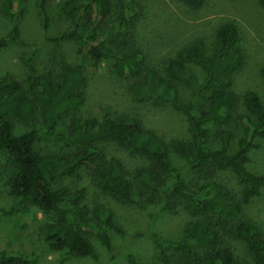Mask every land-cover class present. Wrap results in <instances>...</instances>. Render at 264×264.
I'll list each match as a JSON object with an SVG mask.
<instances>
[{"label":"trees","instance_id":"obj_1","mask_svg":"<svg viewBox=\"0 0 264 264\" xmlns=\"http://www.w3.org/2000/svg\"><path fill=\"white\" fill-rule=\"evenodd\" d=\"M25 1L2 0L1 12L11 28L0 38V49L24 45L18 18ZM32 1L43 40L51 46L50 58L39 72L36 46L29 45L31 51L21 58L25 78H0V155L5 159L3 174L14 205L28 202L50 216V222L39 229L49 249L61 258L96 259L91 238L110 251L108 231L124 234L108 205L96 202L88 208L85 189L71 192L61 185L65 178L85 170L100 195L124 206L142 209L132 199L133 188L148 199L170 194L184 204L187 221L177 240L151 238L157 264H234L229 237L245 245L252 264H264V233L243 210L248 201L264 193V173H251L245 167L247 157L257 149L255 141H264V102L254 91L240 96L232 91L233 76L244 61L238 27L231 21L222 23L209 47L203 38H194L159 69L148 65L137 37L141 0H65L59 12L65 15L68 28L53 36L48 35L49 0ZM175 1L198 10L206 0ZM257 3L264 8V0ZM64 44L87 57L93 69L106 64L117 79L127 83L135 103L183 116L190 140L167 143L127 113H106L101 119L72 115L84 102L86 77L81 67L64 63ZM191 66L203 72L201 82ZM261 72L264 75V66ZM179 86L190 92L191 100L180 98ZM202 100L206 109L197 115L193 109ZM68 115L67 132L56 133V126ZM13 121L27 131L14 134ZM232 121L230 131L227 127ZM208 126L218 128L213 135L216 149L207 147ZM235 132L240 137L231 152ZM43 142L62 151L45 153L40 148ZM113 148L132 158L134 166L128 169L110 156ZM172 155L194 171L195 184L172 181L179 179ZM217 168L228 170L244 186L240 198L215 180ZM125 262L142 264L132 254L125 255ZM0 264L36 263L27 256L0 251Z\"/></svg>","mask_w":264,"mask_h":264},{"label":"rangeland","instance_id":"obj_2","mask_svg":"<svg viewBox=\"0 0 264 264\" xmlns=\"http://www.w3.org/2000/svg\"><path fill=\"white\" fill-rule=\"evenodd\" d=\"M65 0H49L47 14L50 17L48 35L53 36L68 28L65 15L59 12ZM143 14L139 22L137 37L145 53L148 65L161 69L168 59L187 45L194 38H203L206 46L212 41L216 28L226 21L233 22L239 30V47L244 61L241 69L233 76L232 91L238 96L246 91H254L264 102V8L257 0H206L198 10H192L175 0H141ZM0 0V38L10 32V23L1 12ZM20 39L23 46L9 45L0 49V78L12 76L23 80L24 67L21 58L31 51L29 45H35L38 55L36 69L44 70L50 58L51 46L43 40L40 18L32 0H26L18 18ZM64 63L79 66L86 77L85 98L82 106L72 115L81 119H101L106 113L130 114L141 120L144 127L154 131L165 142L173 139L190 140L185 118L170 109H156L147 104H137L130 97L127 83L117 79L106 64L98 69L90 67L87 57L78 56L71 44L62 45ZM199 82L203 72L191 66ZM180 98L187 102L191 100L188 90L179 86ZM206 109V101L195 104L194 113L200 114ZM71 115L63 118L55 128L56 133H66ZM13 133H24L26 128L18 121H13ZM233 131V121L227 127ZM218 128L208 126L207 147L216 149L218 143L213 135ZM39 131L42 134L41 127ZM239 132L232 137L230 151L236 149ZM257 149L253 150L245 161L246 169L251 173H264V141L256 140ZM40 148L61 152L59 146L43 142ZM109 155L123 162L130 169L136 163L126 153L110 149ZM173 168L179 174L176 184L193 185L198 179L183 159L171 156ZM5 159L0 155V251L20 254L29 257L36 264H126L125 255L132 254L142 264H157L156 252L152 248L151 238L161 241H175L187 221L184 204L172 195L158 198L143 197L133 188L132 199L139 202L142 209L124 206L109 196L100 195L93 184L91 176L85 171H78L74 176L65 178L61 185L69 191L85 189L84 206L93 207L96 202L105 203L113 212L117 223L124 234L117 235L108 231L111 250L104 249L97 240L91 238V244L96 251V259L61 258L55 251L49 249L39 236L42 225L50 222L49 215H44L28 202L14 205L13 197L6 186L3 174ZM213 165V164H212ZM212 165L210 169H212ZM215 180L226 185L237 196L241 197L244 186L236 182L234 175L228 170L217 168ZM246 216L253 220L264 233V193L254 198L243 207ZM230 247L235 257L234 264H252V257L245 245L229 237Z\"/></svg>","mask_w":264,"mask_h":264}]
</instances>
